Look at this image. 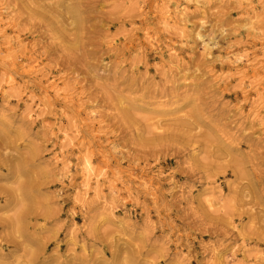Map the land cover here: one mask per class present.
Returning a JSON list of instances; mask_svg holds the SVG:
<instances>
[{
	"label": "rangeland",
	"instance_id": "374dc122",
	"mask_svg": "<svg viewBox=\"0 0 264 264\" xmlns=\"http://www.w3.org/2000/svg\"><path fill=\"white\" fill-rule=\"evenodd\" d=\"M0 21V264H264V0Z\"/></svg>",
	"mask_w": 264,
	"mask_h": 264
},
{
	"label": "bare ground",
	"instance_id": "6f19581e",
	"mask_svg": "<svg viewBox=\"0 0 264 264\" xmlns=\"http://www.w3.org/2000/svg\"><path fill=\"white\" fill-rule=\"evenodd\" d=\"M78 1V0H76ZM80 8L81 5L79 3H74L71 4L68 8V14H70L71 18H72V23L76 26V28H78V26H80V24L82 23L81 20L79 19V13H80ZM177 10H179L180 14H184V12L186 11V8L183 6L181 8H178ZM166 16H164V19L167 21L169 18V10H167L165 12ZM182 21V20H181ZM0 25H1V21H0ZM2 32V30L0 31V33ZM209 56V54H207ZM83 173H84V177H85V189L87 190V192L85 193V196L88 195V187H89V181L90 180H94L96 184L99 183V179H100V174H96L95 170L92 167V164L90 161L85 160L83 163ZM98 198V196H97ZM108 210V214H107V218L108 219H113L115 217V213L114 210L112 208L107 209Z\"/></svg>",
	"mask_w": 264,
	"mask_h": 264
}]
</instances>
